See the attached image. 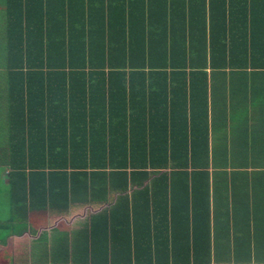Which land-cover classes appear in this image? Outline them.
I'll list each match as a JSON object with an SVG mask.
<instances>
[{"label": "crops", "instance_id": "0c3cea01", "mask_svg": "<svg viewBox=\"0 0 264 264\" xmlns=\"http://www.w3.org/2000/svg\"><path fill=\"white\" fill-rule=\"evenodd\" d=\"M246 3L198 7L197 21L181 18L191 7H167L172 19L166 27H173L175 40L181 38L182 52L184 42L192 49L191 29L197 30L192 38L200 46L192 52L199 59L209 52L206 58L218 65L145 68L135 76L133 121L128 120L133 133L125 131L126 120L115 118L119 126L101 130L96 142L109 145L111 135L125 140L128 154L146 163L125 170L61 168L50 186L40 172L24 167L13 182L0 166V191L12 218L23 222L1 244L0 251L10 247L9 259L0 264H115L111 253L124 259L131 251L140 253L139 260L132 255L117 263L156 264L157 253L173 264L174 253L207 252L208 264H264V0ZM5 10L0 7V33ZM173 53L167 58L178 54ZM105 122L110 123L99 120ZM6 124L0 113V125ZM0 132V155L22 154L9 148L7 129ZM205 155L212 157L210 164L187 158ZM46 196L57 208L46 207ZM66 251L72 254L64 256ZM26 252L45 256L23 261ZM53 253L58 260H47Z\"/></svg>", "mask_w": 264, "mask_h": 264}, {"label": "trees", "instance_id": "16d2710c", "mask_svg": "<svg viewBox=\"0 0 264 264\" xmlns=\"http://www.w3.org/2000/svg\"><path fill=\"white\" fill-rule=\"evenodd\" d=\"M0 2V7L6 9L0 33V113L7 117V124L0 125V130L7 129L10 149H22L19 155H0V166L8 169L13 182L20 175V167L28 168L30 174L40 172L47 186L53 184L61 168L77 171L100 165L125 170L136 162L146 163L142 157L128 154L131 150L125 140L111 135L109 145L104 140L96 142L102 137L101 130L112 132L113 125L119 126L112 122L115 118L126 120L125 131L130 129L129 133H133V122L128 120L133 121L134 80L145 68L218 65L213 58H206L207 54L211 56L209 52L202 59L192 52L200 46L195 41L198 37L192 38L197 30L191 29L192 49L186 50L184 42L182 52L183 45L178 43L181 38L175 40L173 27H166L167 20L172 19L167 7H191L181 18L197 21L198 7L247 5L246 0ZM173 51L178 54L167 58ZM253 65H259L258 61ZM118 104L125 108L122 105V110ZM99 120L110 123L101 124ZM107 145L110 151L106 150ZM94 149L99 153L93 154ZM187 158L194 164L199 159L210 164L212 157ZM48 192L55 191L50 187ZM45 198L47 208H57L53 198ZM71 254L66 251L64 256ZM112 254L111 261L118 264L117 261L132 259V255L139 260L140 253H125L124 259L118 257L119 253ZM156 255V264H167L168 258L160 260ZM52 259L57 261L58 254L53 253ZM171 260L173 264H189L188 260L192 264H208L211 254L174 253Z\"/></svg>", "mask_w": 264, "mask_h": 264}, {"label": "rangeland", "instance_id": "374dc122", "mask_svg": "<svg viewBox=\"0 0 264 264\" xmlns=\"http://www.w3.org/2000/svg\"><path fill=\"white\" fill-rule=\"evenodd\" d=\"M0 81H2V79H0ZM3 131H5V130H3ZM0 137H1V132H0ZM6 202H7V205H6ZM12 215L13 214H11V209H9V205H8V198L3 193V190H1L0 191V224H2V225L0 226V242L3 246L7 245V240L10 237L11 230H13L14 232H18L22 228L23 222L21 221V223H20L15 218H12ZM8 216H10L12 220L10 219L8 221H5V219H7ZM3 221H5V222L3 223ZM8 225H10V227H7ZM1 244H0V246L2 247ZM9 247L10 246H8L6 249H3L2 251H0V262L9 259L8 258V250H7ZM48 247L54 248L53 246L52 247L48 246ZM34 248L43 249V246L39 247L38 245H36ZM44 248H46V247L44 246ZM48 254H50V253H48ZM31 255H33L34 259H37V258L40 259V258H43L45 256V255H42L41 253H38V252H33V253H27L26 252V253H23V256H22L24 258L23 261L30 260L32 258ZM46 258H47V260L52 259V257H46ZM44 261H46V260L44 259Z\"/></svg>", "mask_w": 264, "mask_h": 264}]
</instances>
